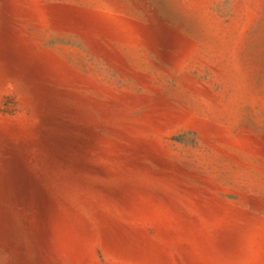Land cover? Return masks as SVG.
<instances>
[{
    "label": "rangeland",
    "instance_id": "1",
    "mask_svg": "<svg viewBox=\"0 0 264 264\" xmlns=\"http://www.w3.org/2000/svg\"><path fill=\"white\" fill-rule=\"evenodd\" d=\"M0 264H264V0H0Z\"/></svg>",
    "mask_w": 264,
    "mask_h": 264
}]
</instances>
